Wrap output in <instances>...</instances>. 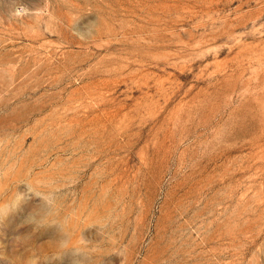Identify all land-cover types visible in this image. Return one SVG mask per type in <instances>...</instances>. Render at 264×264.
Instances as JSON below:
<instances>
[{
  "label": "rangeland",
  "instance_id": "1",
  "mask_svg": "<svg viewBox=\"0 0 264 264\" xmlns=\"http://www.w3.org/2000/svg\"><path fill=\"white\" fill-rule=\"evenodd\" d=\"M42 182L85 264H264V0H0V203ZM40 203L0 264L84 260Z\"/></svg>",
  "mask_w": 264,
  "mask_h": 264
},
{
  "label": "clouds",
  "instance_id": "2",
  "mask_svg": "<svg viewBox=\"0 0 264 264\" xmlns=\"http://www.w3.org/2000/svg\"><path fill=\"white\" fill-rule=\"evenodd\" d=\"M25 184L27 185L25 193H17L13 201L8 204L0 203V219L5 217L9 212L15 210L25 199L35 196L40 199L41 203L26 217L24 222L32 224L36 228L51 225L58 226L61 233V238L56 241L58 253L53 254L51 257L53 259H61L64 253L70 251L74 258L76 256L84 257V260L80 261L73 259L72 264H85V261H92L94 254L88 250L89 245L84 243L73 244L71 242V235L64 225L60 221L53 219L54 216L58 215L59 198L57 192L59 190L51 187L50 183ZM24 238L25 237H16L15 243L18 244L23 242ZM80 240L85 241L81 236Z\"/></svg>",
  "mask_w": 264,
  "mask_h": 264
}]
</instances>
